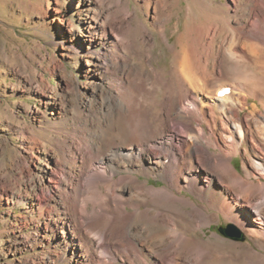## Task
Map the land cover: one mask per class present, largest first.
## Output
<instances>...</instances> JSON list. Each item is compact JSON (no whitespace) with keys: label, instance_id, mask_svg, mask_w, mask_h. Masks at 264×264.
<instances>
[{"label":"bare ground","instance_id":"obj_1","mask_svg":"<svg viewBox=\"0 0 264 264\" xmlns=\"http://www.w3.org/2000/svg\"><path fill=\"white\" fill-rule=\"evenodd\" d=\"M231 1L236 16L226 28V43L212 46L211 55L203 60L205 51L200 47L207 43L200 37L199 48L189 43L185 49L183 69L171 80L162 75L176 88L189 81L196 90L187 87L184 93L171 94L150 126L154 138L143 141L113 125L116 108L119 114L124 106L131 109L128 83L135 73L131 54L139 43L127 20L134 16L129 0H108L120 16L110 30L115 45L102 53L96 54L94 47L109 30L98 21V13L85 20L80 42L94 58L96 86L103 68L113 67L118 78L107 89L112 126L107 115L98 118L89 104L82 111L88 110L85 120L78 116L80 108L78 117L60 112L56 118L62 137L54 143L52 164L47 158L49 168L43 171L47 183L41 188H51L46 197L58 214L53 218L49 211L44 220L46 229L59 223L52 231L61 247L57 262L74 258L78 264H119V260L123 264H264V0ZM153 4L159 6L156 0ZM84 5L92 9L90 1ZM223 9L229 15L230 10ZM153 25L174 49L166 24L157 18ZM205 31L196 26L188 32L199 37L207 36ZM192 69L198 71L199 83L190 79ZM229 69L232 78L227 77ZM227 87L230 92L222 95ZM200 91L212 96L201 99ZM252 97L263 110L253 103V109L245 112ZM177 123L185 128L175 130ZM143 144L144 150H139L137 146ZM238 155L245 157L242 170L233 163ZM152 175L166 185H150ZM44 190L32 199L33 204L40 205ZM185 190L200 201L185 196ZM221 214L248 231L258 248L216 234L214 239L192 235Z\"/></svg>","mask_w":264,"mask_h":264},{"label":"rangeland","instance_id":"obj_2","mask_svg":"<svg viewBox=\"0 0 264 264\" xmlns=\"http://www.w3.org/2000/svg\"><path fill=\"white\" fill-rule=\"evenodd\" d=\"M85 1L0 0V264H78L74 258L57 262L61 258L60 253L57 254L61 247L52 231L59 223L46 229L44 220L48 214L52 213L53 218L58 214L52 211V199L46 197L51 194V188L44 190L41 186L47 183L43 171L49 168L48 159L52 164L56 158L54 143L62 137L56 128L60 112L75 117L81 110L78 116L85 120L88 110L85 114L82 111L89 104L91 112L98 118L108 117L111 113L107 89L110 83H116L118 74L113 67L101 69V82L96 86L99 75H93L94 58L81 45L80 35L85 30L88 16L98 13V21L105 23L109 33L107 38L101 36L94 51L96 54L104 52L115 45L114 32L110 30L120 13L110 9L108 0H88L92 9L84 5ZM149 2L129 0L134 16L127 20L131 21L133 36L139 43L138 52L131 54V65L135 68L128 83L131 109L126 110L124 106L125 110L119 114L116 108L115 118L112 117L115 130H123L129 137L141 141L154 138L150 126L171 94L184 93L187 87L196 90L189 81L182 89L176 88L162 75L170 80L176 76L184 67L185 49L191 43L199 48L200 37H205L203 40L207 43L200 47V51H205L203 60H206L212 46L226 43V28L228 23L235 22L236 16L231 0H156L159 6L154 5L153 0ZM223 8L230 10L229 15L221 12ZM157 18L166 24L174 49L155 29L153 24ZM195 25L205 28L207 36L196 37L198 35L188 32ZM102 30L98 31V36ZM213 39L216 40L210 45ZM119 53L123 54V51ZM207 64H211V60ZM194 75L199 74L192 69L189 77L199 83L200 75L197 78ZM227 77H233L232 69ZM199 95L201 99H208L212 93L200 91ZM253 103L260 104L257 98H250V107L245 112L253 109ZM259 108L263 110L261 104ZM107 119L108 126H112V121ZM183 124H174L175 130L184 129ZM143 146L137 148L143 151ZM134 148H126V151ZM244 160L243 155H238L233 163L242 170ZM141 179L148 177L141 176ZM149 184L162 187L166 182L152 175ZM43 190L45 195L40 205L33 204L36 194ZM183 194L200 201L190 191L185 190ZM228 225L235 227L239 238L220 231V227ZM215 234L258 248L248 231L223 214L211 225L197 228L192 235L214 239ZM119 264L123 261L119 260Z\"/></svg>","mask_w":264,"mask_h":264},{"label":"water","instance_id":"obj_3","mask_svg":"<svg viewBox=\"0 0 264 264\" xmlns=\"http://www.w3.org/2000/svg\"><path fill=\"white\" fill-rule=\"evenodd\" d=\"M235 227L233 225H228V227H220V231L227 236H234L236 238H239L240 235L235 232Z\"/></svg>","mask_w":264,"mask_h":264}]
</instances>
